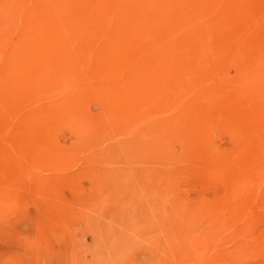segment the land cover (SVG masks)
Returning a JSON list of instances; mask_svg holds the SVG:
<instances>
[{
  "label": "rangeland",
  "instance_id": "374dc122",
  "mask_svg": "<svg viewBox=\"0 0 264 264\" xmlns=\"http://www.w3.org/2000/svg\"><path fill=\"white\" fill-rule=\"evenodd\" d=\"M115 1L0 0V264H264V0L120 55Z\"/></svg>",
  "mask_w": 264,
  "mask_h": 264
},
{
  "label": "bare ground",
  "instance_id": "6f19581e",
  "mask_svg": "<svg viewBox=\"0 0 264 264\" xmlns=\"http://www.w3.org/2000/svg\"><path fill=\"white\" fill-rule=\"evenodd\" d=\"M115 3L119 14L116 31L109 43L117 46L115 52L119 55L120 51L137 54L145 45L168 46L204 41L202 37L198 39L191 32V28L187 27L190 23L202 21L204 19L202 12L176 14L172 7L168 8L167 5L166 7L154 0H116ZM99 6L100 4H92L87 8V5L83 4L79 11L80 16L77 21L79 24L76 22L73 30L81 28L82 25L87 27L92 25V19L97 12L95 9ZM195 34L198 35L196 31ZM123 56L127 58L125 54Z\"/></svg>",
  "mask_w": 264,
  "mask_h": 264
}]
</instances>
